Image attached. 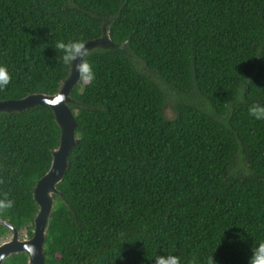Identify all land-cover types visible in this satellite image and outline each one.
Masks as SVG:
<instances>
[{
	"label": "trees",
	"instance_id": "trees-1",
	"mask_svg": "<svg viewBox=\"0 0 264 264\" xmlns=\"http://www.w3.org/2000/svg\"><path fill=\"white\" fill-rule=\"evenodd\" d=\"M105 34L113 47L88 52L95 79L70 95L76 142L44 264H154L162 251L248 264L264 239V121L247 111L264 105V0H0V102L56 94L70 71L57 41ZM59 139L47 106L0 112V198L13 202L0 242L2 222L32 237Z\"/></svg>",
	"mask_w": 264,
	"mask_h": 264
},
{
	"label": "water",
	"instance_id": "water-1",
	"mask_svg": "<svg viewBox=\"0 0 264 264\" xmlns=\"http://www.w3.org/2000/svg\"><path fill=\"white\" fill-rule=\"evenodd\" d=\"M104 33L106 31L104 30ZM113 44L105 34L104 37L89 41L85 44L88 52L96 48L108 49ZM79 61H74L78 63ZM79 79L75 68L73 67L66 79L62 82L58 92L54 95H31L19 101L0 102V112H23L26 109L37 105H44L53 112L55 121L60 130V139L58 147L52 151V162L48 172L37 182L33 198L38 207L37 214L33 220V231L31 238H20V232L12 228L6 222L2 225L7 227L11 233L9 239L0 243V264L9 256L19 253L27 255V264H44V243L48 227L49 215L52 212V195L56 194V185L61 182L67 169V161L72 148L75 145L76 121L72 111L69 108L73 101L70 97L75 86L79 84ZM168 107H163L161 115L166 121H172L165 115Z\"/></svg>",
	"mask_w": 264,
	"mask_h": 264
},
{
	"label": "clouds",
	"instance_id": "clouds-1",
	"mask_svg": "<svg viewBox=\"0 0 264 264\" xmlns=\"http://www.w3.org/2000/svg\"><path fill=\"white\" fill-rule=\"evenodd\" d=\"M85 41L81 39H70L67 41H57L55 52H59L60 62L70 70L74 67L78 79L84 83H91L95 79L92 65L89 63L88 49L85 48ZM57 58V57H56ZM79 61L74 64V61ZM7 68L0 65V88L5 87L9 82ZM248 115L257 120L264 121V105L252 104L247 109ZM13 202L10 199L0 198V210L12 208ZM154 264H180V258L172 253L162 251L153 255ZM208 264H212L211 257ZM248 264H264V239L259 240L254 246L250 247Z\"/></svg>",
	"mask_w": 264,
	"mask_h": 264
},
{
	"label": "rangeland",
	"instance_id": "rangeland-1",
	"mask_svg": "<svg viewBox=\"0 0 264 264\" xmlns=\"http://www.w3.org/2000/svg\"><path fill=\"white\" fill-rule=\"evenodd\" d=\"M165 106L168 107V108L166 109V111H165V115H166V117L169 118V119H173L174 116H175V112H174L173 105H172L171 103H168V104H166ZM165 106H164V107H165ZM10 236H11V233H10L9 235H7L6 238L3 239L0 243H2L4 240L9 239ZM26 237H27V236L24 234V232H20V238H21V239H24V238H26Z\"/></svg>",
	"mask_w": 264,
	"mask_h": 264
}]
</instances>
